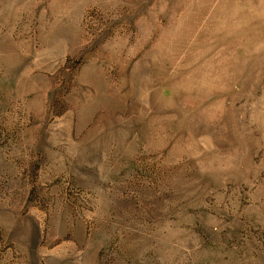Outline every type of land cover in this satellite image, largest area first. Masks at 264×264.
Returning <instances> with one entry per match:
<instances>
[{
    "label": "rangeland",
    "instance_id": "rangeland-1",
    "mask_svg": "<svg viewBox=\"0 0 264 264\" xmlns=\"http://www.w3.org/2000/svg\"><path fill=\"white\" fill-rule=\"evenodd\" d=\"M0 264H264V0H0Z\"/></svg>",
    "mask_w": 264,
    "mask_h": 264
}]
</instances>
